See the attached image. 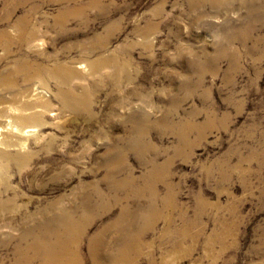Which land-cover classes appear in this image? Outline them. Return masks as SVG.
Here are the masks:
<instances>
[{"label": "rangeland", "instance_id": "1", "mask_svg": "<svg viewBox=\"0 0 264 264\" xmlns=\"http://www.w3.org/2000/svg\"><path fill=\"white\" fill-rule=\"evenodd\" d=\"M0 166L2 264H264V0H0Z\"/></svg>", "mask_w": 264, "mask_h": 264}, {"label": "bare ground", "instance_id": "2", "mask_svg": "<svg viewBox=\"0 0 264 264\" xmlns=\"http://www.w3.org/2000/svg\"><path fill=\"white\" fill-rule=\"evenodd\" d=\"M1 35L2 36L4 35V38L6 39L7 42L16 43L17 45H20V46L23 45V43H25V42H27V43L29 42V36L28 35H22V36L19 35V37L18 36L17 37H11V36H7L6 33H4V32H2ZM10 50H11V48L7 47V53H9ZM21 63H23L24 65L27 64L23 60H22ZM118 64H120V63H118ZM97 65H98V63H97ZM96 69H97V67H96ZM120 69H121V67H120ZM27 129L28 130L23 131V132L28 134V133H30L32 131L34 132V130H36V129L33 130L32 127H31V129H29V127ZM161 167H162L161 165L154 166V169L156 171H159L161 169ZM2 170L3 169L0 166V172ZM129 176L130 177H126L122 181L118 182L120 188L129 190L130 193L131 192L132 193H137L139 195H141L143 192L146 191V187H144V188L132 187L131 188V186H133V185L135 186L136 185V180L134 179V177L132 175H129ZM147 180H150V183L152 184V188L149 187V191L151 192L150 196H154V197L157 196L156 193H155V190L153 189L154 188L153 182H155V181L151 180L149 178ZM10 199L12 200V198H7L6 201H3V199H0V212L3 211V210H6V212H7L6 206L7 205L9 206V203H11ZM150 203H151L150 204L151 207H153V205L155 206V204H153V202H150ZM119 206H120V211H123L124 213H129V207H127L126 205L125 206L119 205ZM154 208H156V207H154ZM153 209L151 208L148 211L151 212ZM138 211L139 210H137V212ZM155 211H156V209H155ZM141 214H143V212ZM140 222H141L140 225H137L139 228H141L142 224H143L141 219H140ZM64 223H65V225L63 226L64 227V232L69 234L66 238H64V242L67 245H69L70 243H74L75 242L74 238L71 237L72 228H73L72 226L76 225L78 222L74 218L66 217L64 219ZM5 226L13 227L12 224H10V223L6 224ZM59 226H62L60 224V222H55L49 227H48V225L46 223L41 222L35 227V230H31L30 232L26 233L23 238H18L14 242V244H16V246H15V249L13 250L14 261L16 262V264H22V262L24 263L26 261L28 262V261L32 260L33 258H36V257H38V258H36V260L38 259L40 261V264H50V260L52 258L51 248H52V246L55 243V239L54 238L55 237L61 238V235L63 233V232L60 233L58 231L59 230ZM131 227H133V226H131ZM52 228H53V230H52ZM134 232H135V230H134ZM140 233H141V230H139L137 233H135V236L130 234L129 235L130 242L137 235H139ZM6 239L4 240V242L2 241L4 244L5 243L7 244V243H10L11 241H14V236L12 234H9L6 237ZM0 242H1V240H0ZM0 264H2V263L0 262ZM131 264H133V263H131ZM134 264H136V263H134Z\"/></svg>", "mask_w": 264, "mask_h": 264}]
</instances>
